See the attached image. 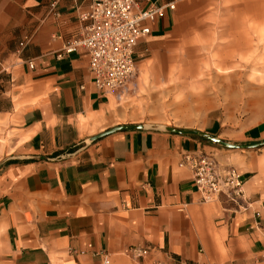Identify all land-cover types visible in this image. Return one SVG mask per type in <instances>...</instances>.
I'll list each match as a JSON object with an SVG mask.
<instances>
[{
    "label": "crops",
    "instance_id": "1",
    "mask_svg": "<svg viewBox=\"0 0 264 264\" xmlns=\"http://www.w3.org/2000/svg\"><path fill=\"white\" fill-rule=\"evenodd\" d=\"M152 1L174 3L157 37L205 0ZM85 8L0 0V264H264V121L225 138L201 131L236 148L131 124L93 139L114 128L102 125L110 95L84 48L61 54ZM202 151L239 170V198L201 201L182 154ZM132 245L150 252L133 259Z\"/></svg>",
    "mask_w": 264,
    "mask_h": 264
},
{
    "label": "rangeland",
    "instance_id": "2",
    "mask_svg": "<svg viewBox=\"0 0 264 264\" xmlns=\"http://www.w3.org/2000/svg\"><path fill=\"white\" fill-rule=\"evenodd\" d=\"M136 60L126 94L110 96L103 126H168L225 138L264 121V0L195 2L168 32L140 41Z\"/></svg>",
    "mask_w": 264,
    "mask_h": 264
},
{
    "label": "built area",
    "instance_id": "3",
    "mask_svg": "<svg viewBox=\"0 0 264 264\" xmlns=\"http://www.w3.org/2000/svg\"><path fill=\"white\" fill-rule=\"evenodd\" d=\"M166 8L174 9V3L158 5L152 0H86V8L78 15L81 22L79 37L67 40L61 54L84 48L88 70L98 94L120 100L128 91L136 69V46L152 36L154 25ZM28 65L33 68L32 62ZM182 163L190 167L202 202L221 194L232 200L242 195V174L237 168L223 164L213 152L183 153ZM149 252V248L138 245L126 249V253L136 260Z\"/></svg>",
    "mask_w": 264,
    "mask_h": 264
},
{
    "label": "water",
    "instance_id": "4",
    "mask_svg": "<svg viewBox=\"0 0 264 264\" xmlns=\"http://www.w3.org/2000/svg\"><path fill=\"white\" fill-rule=\"evenodd\" d=\"M149 127V126H145V125H142V124H131V125H127V127ZM123 126H118V127H114V128H111L99 135H96L93 139L95 138H98L100 136H103V135H106L108 133H111L115 130H118L120 128H123ZM162 129L164 130H167V131H174V132H195L196 134H198L199 136H203L205 138H207L208 140L212 141L213 143L217 144L218 146H221V147H226V148H236V147H239L238 145L230 142V141H226V140H222V139H219L218 137H215V136H212V135H209V134H206V133H203L199 130H195V129H178V128H172V127H168V126H162L161 127Z\"/></svg>",
    "mask_w": 264,
    "mask_h": 264
}]
</instances>
